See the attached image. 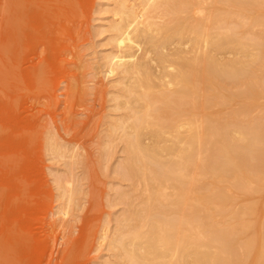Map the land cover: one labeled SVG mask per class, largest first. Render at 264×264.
Returning a JSON list of instances; mask_svg holds the SVG:
<instances>
[{
  "label": "bare ground",
  "instance_id": "bare-ground-1",
  "mask_svg": "<svg viewBox=\"0 0 264 264\" xmlns=\"http://www.w3.org/2000/svg\"><path fill=\"white\" fill-rule=\"evenodd\" d=\"M106 5L119 113L106 148L122 143L131 187L102 264H264V0ZM55 179L72 210L80 189Z\"/></svg>",
  "mask_w": 264,
  "mask_h": 264
},
{
  "label": "rangeland",
  "instance_id": "rangeland-1",
  "mask_svg": "<svg viewBox=\"0 0 264 264\" xmlns=\"http://www.w3.org/2000/svg\"><path fill=\"white\" fill-rule=\"evenodd\" d=\"M20 1L0 0V264H102L113 259L102 233L126 207L116 193L131 187L116 171L122 143L106 148L119 114L102 58L112 6ZM50 138L64 155L49 152ZM56 174L80 189L72 210L61 211Z\"/></svg>",
  "mask_w": 264,
  "mask_h": 264
}]
</instances>
